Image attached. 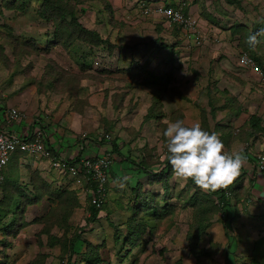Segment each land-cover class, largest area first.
I'll return each mask as SVG.
<instances>
[{"label":"rangeland","instance_id":"1","mask_svg":"<svg viewBox=\"0 0 264 264\" xmlns=\"http://www.w3.org/2000/svg\"><path fill=\"white\" fill-rule=\"evenodd\" d=\"M155 4H185L201 38L144 13ZM262 28L264 0H0L4 109L16 108L30 120L44 117L48 140L66 127L68 135L54 146L59 155L86 133H108L127 139L125 155L158 173L136 174L129 160L114 159L111 173L118 181L110 180L107 202L93 214L71 177L48 166L47 179L41 157L14 152L0 187V264H264V196L252 194L251 175L244 173L227 189L236 216L230 229L219 199L176 177L162 159L165 122H191L195 114L226 150L255 156L264 151V134H251L260 129L249 123L250 114L264 112V92L256 91L264 83L240 85L227 76V70L240 69L237 46L245 47L247 36ZM155 36L167 51L150 46ZM258 39L251 52L264 59V35ZM220 74L211 91L230 86L238 93L230 105L233 112L242 108L232 121L235 129L217 128L201 107L196 113L190 102L177 99L185 93L205 105L206 94L199 95L207 90V77ZM154 94L161 96L163 110L156 100V119L148 121ZM250 166L255 167L245 158L244 170ZM135 227L137 236L130 240Z\"/></svg>","mask_w":264,"mask_h":264},{"label":"trees","instance_id":"2","mask_svg":"<svg viewBox=\"0 0 264 264\" xmlns=\"http://www.w3.org/2000/svg\"><path fill=\"white\" fill-rule=\"evenodd\" d=\"M167 6H169V5H167ZM183 7H184V10L187 12L188 11L187 10L188 7H186L185 4L183 5ZM237 27L238 28H235V32H237V31H239L241 29V26L238 25ZM154 45H155V49L156 50L169 49L166 46V44H162L161 43V39H156L155 42H154ZM237 48H238L237 49V54H238V65L239 66H241L240 63H239V56H240V54H243V53L246 52L255 61V63L257 65H259L262 69H264V59H263V56H260L257 53H256V55H254V53H252L254 51V48L250 47L246 42H245V47H243L241 45H238ZM171 53L174 54V52H171ZM193 72L196 75H199V72L198 71H196V70L194 71L193 70ZM238 79H239V76H238ZM156 80H158V79H156ZM214 81H217V80H214ZM246 84H247V82H246ZM206 87H207V90L205 92L201 91L200 92V96H205L204 94H206L207 97L206 96L205 97L208 98V103H206L205 105L202 103V105H200V103L202 101H200V100L193 101L194 104L197 105L198 108L201 107L202 114H204V119L207 117V121H216V127L219 128V129L221 128V130H223L225 128H228V129L234 128L235 129L234 124L232 123V121H233L234 117H237V114L242 110V108H239V109H237L236 112H233V110L231 109L230 105H233L234 102L237 100V94L238 93H236L230 86H228V87L225 86L222 89L218 87L217 90H216V92L215 91H211L212 88L214 87V82H212V81H208V83L206 84ZM163 88L166 89V84H164ZM162 92H163L164 95H167L165 90H162ZM182 94L185 95L184 93H182ZM154 95H157V96L155 97ZM154 95L152 96L153 101H154V104L149 107L148 112H147V115H146L147 116L146 119L148 121L149 120L156 119V116L154 115V108H155L156 100L159 101V103H160V105L162 107V110H163V104H162V98H161V96L159 94H154ZM171 95L173 96V94H171ZM168 96H170V95H168ZM222 111H225V113H223L222 115H220V113H222ZM263 113L264 112H262L260 114V116L258 114H250V122L249 123L251 125V128H253V129H260V131H258L259 133L258 132H255L254 133V132L251 131L250 132L251 134H254L255 135L257 133V134H260V137L264 134V129H263L264 128V123H263L264 122V114ZM163 116H164V112H162V117ZM226 118H227V121L225 123H222V120L223 119L226 120ZM41 123H42V125H44V122L43 121H41ZM246 124H247V122H246ZM42 128H44V127H42ZM118 134H119V132H118ZM87 135L88 134L86 133L83 137H86V138H94V139H96V141L99 144H103V145L106 146L105 152H108L110 154V157H111L112 161L114 159L119 160V158L120 159H123L124 158V160L126 159V160H129L130 161V164L132 165V168L135 167L137 169L136 174L137 173L138 174H146L147 172H149L150 174H152V176L153 175L154 176L155 175H158V173L153 174L154 173V170L151 169L149 166L145 165L144 164V160H140V158H138V157L131 156V154H129L128 152L125 155V153L122 150V146L123 145L120 144V140L121 139L123 140V144H125V146H129L130 143L128 142L127 139H125V138H123L121 136H117L116 138H112V136L110 134H108V133L107 134H104V133L103 134H92V135H88V136ZM106 135H109L110 138L108 139L106 137ZM86 138H83V139L85 140ZM46 144L51 149L53 158H56V157L60 156L55 151L54 146L52 145L51 142H49L48 139H46ZM128 151L131 152L130 148H128ZM18 152H21V151H18ZM244 157L247 158V159H249L251 161V159L249 157H247V156H244ZM82 158L83 157L80 156L77 159H67L66 158V160L69 163L74 164V163L80 162V160ZM165 161H166L165 162V166H166V168L169 169L171 167V165L169 164V162H168L167 159H165ZM252 163H253V161H252ZM112 164H113V162H112ZM256 168H257V166H256ZM111 169H112V165H111V168L109 170V173L110 174H109L108 180H107V182L105 184V194L104 195L101 194V193H99V183L96 182V181H94L92 179L91 175H89V174H86V178L83 181V185L80 186L83 189V191L85 192L86 198H88L89 205H90V211H92L93 214L99 213L103 209V207L105 206V204L107 202L108 193H109V190H110L109 189V182H110L111 177H112ZM165 173H167V172H165ZM242 173L243 174H240L236 179H238L239 177H241L242 175H244V173H246L244 169H243ZM63 174H66L69 177H71L67 173H63ZM71 179H72V183L75 184V185H77L76 182H75V179H73L72 177H71ZM189 181L191 183H193L190 179H189ZM253 181H252V183H253ZM232 185H234V181H233L232 184L228 185L226 188H222V189L220 188V189H217L216 191H209L208 190L212 195H215L219 199V202L221 203V208H222V210L224 212V216H226L225 219H224L225 226L228 227V228H230V229H232V225H231V221L230 220H233V218L236 217L235 215L233 216L231 214L232 204H231L230 195L227 194V189L229 187H231ZM197 188L199 190H202L199 187H197ZM99 196H103V199H104V203L101 205V207H98L96 204H94L92 202L93 198H96V197H99ZM78 203H79V201H78ZM136 236H137V227H135L133 229V231L130 233L129 239L130 240L135 239ZM77 247H78V244H77ZM227 250L230 252V245H227ZM69 264H74V263L71 262Z\"/></svg>","mask_w":264,"mask_h":264},{"label":"built area","instance_id":"3","mask_svg":"<svg viewBox=\"0 0 264 264\" xmlns=\"http://www.w3.org/2000/svg\"><path fill=\"white\" fill-rule=\"evenodd\" d=\"M145 14H155L166 18L169 25L178 26L181 30L188 32L195 39H200L197 18L190 11L184 10L183 4L178 6H167L163 4H155L147 6L144 9ZM242 58L245 62L241 63ZM239 63L245 69H250L258 77L264 78V69L255 63V61L247 54L243 53L239 56ZM16 108L9 110V120L15 121L21 118ZM85 135V134H84ZM109 139L110 136L106 135ZM27 152L33 156H41L50 161L51 166L61 173L69 174L77 185H83L86 174L91 175L92 179L99 183V193L105 194V184L109 177V170L112 165V159L108 152L96 155H88L83 157L80 162L69 163L66 158L58 156L53 158L51 149L46 144V132L43 128H34L27 136H21L11 133L5 129L0 123V187L7 179L5 168L9 165L11 155L16 152ZM257 167L264 176V152L257 155ZM92 202L98 207L104 203L103 196L93 198Z\"/></svg>","mask_w":264,"mask_h":264},{"label":"clouds","instance_id":"4","mask_svg":"<svg viewBox=\"0 0 264 264\" xmlns=\"http://www.w3.org/2000/svg\"><path fill=\"white\" fill-rule=\"evenodd\" d=\"M262 35L264 28L250 33L246 43L254 48L260 42L258 37ZM244 62L245 58H242L241 63ZM251 72L257 78L264 79ZM165 123L162 136L166 156L162 159L168 160L176 177L185 181L190 179L201 189L215 191L226 188L239 176L245 163L242 150H226L220 136L203 128L199 122L185 124L182 119H177ZM263 152L256 154V166L257 155Z\"/></svg>","mask_w":264,"mask_h":264},{"label":"crops","instance_id":"5","mask_svg":"<svg viewBox=\"0 0 264 264\" xmlns=\"http://www.w3.org/2000/svg\"><path fill=\"white\" fill-rule=\"evenodd\" d=\"M157 31V30H156ZM158 32V31H157ZM192 36V35H191ZM193 37V36H192ZM153 39H157V36H155V38L154 37H152ZM155 40L154 41H151V47L154 49L155 48V45H154V42H155ZM229 40V39H228ZM229 43H226V45H228ZM168 49H165V51H167ZM236 52H237V50H236ZM227 55H235V52L233 53V54H227ZM198 59V58H197ZM197 59H194L193 58V62H195ZM234 61V60H233ZM233 63H236L235 61L233 62ZM228 65V64H227ZM236 67H238V68H240L239 70H237L236 72H230L231 70H227V72H229L228 73V77H231V78H234V79H238V76H239V83H240V85H242L245 81H247V80H249V81H255L256 83H264V79L262 80V79H259V78H257L250 70H244L245 68H242L241 66H239V65H237ZM190 71L193 73V70L195 71L196 70V68L193 66V65H191L190 66ZM211 68H209L208 69V71L210 70ZM227 68H225V70H226ZM197 71V70H196ZM225 73V72H224ZM194 74V73H193ZM235 74V75H234ZM199 75H200V73H199ZM204 75V74H203ZM205 75H207V73L205 74ZM204 75V76H205ZM223 76H224V74H220V75H218L217 77H213L212 76V78H211V76H208L207 77V79H209L210 81H214L215 79H220V80H222V78H223ZM253 77L255 78V80L253 79ZM193 81H195L194 80V77H193ZM199 83V82H198ZM246 85H249L248 83L246 84ZM206 86V85H205ZM195 87H197V82H196V85H195ZM248 88H250V87H248ZM234 90V89H233ZM184 91H186V90H184ZM235 92H236V90H234ZM256 91H257V93H262V92H264V90H262L261 88H258V89H256ZM256 93V92H255ZM185 94V93H184ZM199 95V94H198ZM200 96V95H199ZM187 97V98H186ZM177 99H180V100H182V101H184V102H186V103H191V105L193 106V107H191V109H194L195 110V112L196 113H198V110L195 108V107H197V105H195L194 104V102L193 101H195V100H198V99H196V97H192V96H190V95H183V94H181L180 95V97H178ZM177 99H175V100H177ZM172 101H173V99H171ZM174 100V101H175ZM204 101H205V103H208V98H206V99H204ZM175 103V102H174ZM4 103L3 102H1L0 103V123L2 124V126H4L5 127V129L7 130V131H9V132H11V133H16V134H19V135H21V136H27L29 133H30V131H32L34 128H38V127H40L41 126V128L42 127H44L43 125H42V123H41V120H40V118L42 119H44V117H41V116H39V118H35V120H30V118L29 119H27V118H20V119H18V120H15V121H10L9 120V115H8V112H7V110L6 109H4L5 107H4ZM4 110H3V109ZM193 112V111H192ZM189 114V113H188ZM188 114H186V116L188 115ZM193 114V113H192ZM192 114H189L190 116H192ZM185 116V117H186ZM189 116V117H190ZM40 122H39V121ZM199 121V117H198V114H195V116L193 117V119H192V121L191 122H185V123H188V124H191V123H193V122H198ZM40 123H41V125H40ZM45 125V124H44ZM64 128H66V127H64ZM64 128H62L61 130H62V132H61V135L59 136V138L57 139V138H55L54 136H52V134H49L50 132H52L53 130H52V128L50 127V129H51V131L49 130V132H48V134L51 136V138L49 139V142H51L52 143V145L53 146H55L56 144H61V142L64 140L63 138H61V137H63V136H66V135H68V133H66L65 132V130H64ZM70 135V134H69ZM72 136H75L74 134H72ZM81 138V137H80ZM69 139V138H68ZM87 140H84L83 138H81V139H79L78 141H74V144L72 145V144H70V142L68 143V145H67V147H64L65 148V155L62 153L60 156L61 157H64V158H67V159H77L78 157H85V156H87V155H96V154H102V153H104L105 152V150H106V147H105V145H103V144H99L97 141H96V139H94V138H92V139H88V138H86ZM120 144L121 145H123V140L121 139L120 140ZM103 148V149H102ZM86 149H88L87 151H86ZM124 149V147L122 146V150ZM104 150V151H103ZM132 151V150H131ZM242 155L243 156H247V157H249L250 159H251V162L253 161V163H254V165H255V167H253L252 168V166H250V167H247V169L248 170H250V172H248V171H245V172H247V174L249 175H251V181H253V183H252V194L253 195H255V196H258V198H262V196H264V176L262 175V173H260V171H259V173H260V176L262 177V178H260V176H259V174L258 173H256L255 172V170H256V156L255 155H251V154H249V153H246L245 154V152H243L242 153ZM38 157H41V156H38ZM42 158V161H41V164H40V168L42 169V171H41V173H42V175L45 177V178H49L50 177V173H48V171H47V169L48 170H50L49 168H48V166L49 167H51L52 169H54L52 166H51V163H50V161L49 160H47V159H45V158H43V157H41ZM122 160H124V158L123 159H120L119 158V161H122ZM10 164V163H9ZM46 169V170H45ZM242 169H244V165L242 166ZM56 170V169H55ZM58 171V170H57ZM60 172V171H59ZM131 173H127L122 179H126V178H128V176L130 175ZM131 176V175H130ZM129 176V177H130ZM113 178H115L114 176H112L111 177V179H113ZM115 179H117V178H115ZM117 181H118V179H117ZM257 184H260L261 185V189H260V191L258 190V189H256V185ZM74 185V188L75 189H77V190H79V192H81L85 197H86V194H85V192L83 191V189L79 186V185H75V184H73ZM82 196V195H81Z\"/></svg>","mask_w":264,"mask_h":264}]
</instances>
